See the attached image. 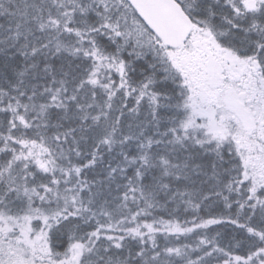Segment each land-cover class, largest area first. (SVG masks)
Segmentation results:
<instances>
[{
    "label": "snow or ice",
    "instance_id": "obj_1",
    "mask_svg": "<svg viewBox=\"0 0 264 264\" xmlns=\"http://www.w3.org/2000/svg\"><path fill=\"white\" fill-rule=\"evenodd\" d=\"M0 264H264V0H0Z\"/></svg>",
    "mask_w": 264,
    "mask_h": 264
}]
</instances>
